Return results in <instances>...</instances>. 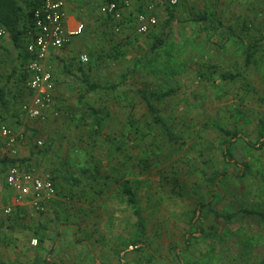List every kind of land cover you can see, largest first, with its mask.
<instances>
[{"label":"rangeland","instance_id":"374dc122","mask_svg":"<svg viewBox=\"0 0 264 264\" xmlns=\"http://www.w3.org/2000/svg\"><path fill=\"white\" fill-rule=\"evenodd\" d=\"M129 1L122 14L131 22L119 33L100 14L105 0L82 1L90 28L67 60L57 59L73 104L54 121L51 149L39 126L22 123L38 156L31 170L54 177L56 196L41 213L49 231L63 225L68 241L56 246L73 250L70 264H264V0ZM149 2L157 25L140 36L133 17ZM197 14L221 29L206 31ZM154 35L163 39L157 50ZM255 40L257 65L245 68L244 48ZM83 73L101 88L87 93ZM225 73L243 77L225 82ZM136 90L172 92L153 103L180 143L167 140ZM87 106L109 114L97 132ZM68 175L81 182L71 185ZM124 184L146 223L138 244Z\"/></svg>","mask_w":264,"mask_h":264},{"label":"crops","instance_id":"0c3cea01","mask_svg":"<svg viewBox=\"0 0 264 264\" xmlns=\"http://www.w3.org/2000/svg\"><path fill=\"white\" fill-rule=\"evenodd\" d=\"M17 1L22 7L24 6L23 0ZM33 1L38 3L37 0ZM82 1L67 0L66 25L73 28L77 23H84L86 26L84 33L72 39L64 49L60 51L51 50L46 59V64L53 69L56 86L52 109L48 112L45 122L29 119L21 110L22 104L31 99V94L26 87L27 76L25 73L30 61L29 53L27 50L17 48L8 33L6 37L0 39V123L10 127L15 134L21 136L20 141L13 146L15 155L10 153L8 147L0 145V171H6L9 166L16 164L30 170L31 167L34 168L38 156L29 144L26 137L27 128L22 123L32 122L35 127L39 126L42 135H45V138L49 141L51 149V143H54L60 127L54 121L61 114H64L67 110L69 111V104H73L69 100L72 96L71 88L66 83L61 84V69L58 67L57 59L67 60L72 52L70 47L75 46L78 39L90 28L89 25V27L86 25V13H81ZM30 41H27L28 44ZM24 77L26 78L24 79ZM55 112L58 114L57 117H54ZM70 117H73V115L70 114ZM29 126L31 125L29 124ZM35 173L42 175L37 171ZM48 208L47 206L45 212L48 211ZM7 210L10 212L6 213ZM79 211L81 209H78V213ZM46 219V213L35 211L28 199L18 201L16 192L0 182V264H70V261L65 257L71 256L73 250L69 246L68 248L62 246V244L56 246L57 240L61 236V242L63 240L64 242L68 241L67 236L64 238L63 235L59 234L63 225L59 226L60 230L58 232L53 233V231H49L50 226L49 223H45ZM70 227L76 229L74 232L79 229L77 226ZM32 240L37 241V246L31 245ZM50 241L52 242L51 245L49 244ZM82 244L87 249H91L87 241H83Z\"/></svg>","mask_w":264,"mask_h":264},{"label":"built area","instance_id":"2783aa9c","mask_svg":"<svg viewBox=\"0 0 264 264\" xmlns=\"http://www.w3.org/2000/svg\"><path fill=\"white\" fill-rule=\"evenodd\" d=\"M37 1L39 6L32 14L33 28L29 32L31 41L27 46L30 61L25 70L26 87L31 94V99L22 104L21 110L29 119L45 122L48 112L52 109L56 86L53 69L46 64V59L51 50L60 51L68 46L72 39L81 36L86 26L84 23H77L73 28L67 27V0ZM176 2L177 0H169L170 5H174ZM129 7V0H120L118 3L109 2L100 8V14L109 20L114 33H119L121 27L127 24L121 25L120 23L129 18L122 14ZM155 7L154 3L149 2L133 17L132 26L137 35H148L157 25L154 15ZM6 35L7 31L0 26V39ZM79 60L85 63L87 57L80 56ZM57 116L58 114L55 112L54 117ZM20 139V135L0 123V145L8 147L11 154L15 155L13 146ZM35 145L37 148H42L44 142L37 141ZM0 182L16 192L18 201L28 199L32 208L37 212H44L56 196V187L50 175H38L18 164L9 166L6 171H0ZM9 212L7 210L6 213ZM36 244V240L31 241V245L36 246Z\"/></svg>","mask_w":264,"mask_h":264},{"label":"trees","instance_id":"16d2710c","mask_svg":"<svg viewBox=\"0 0 264 264\" xmlns=\"http://www.w3.org/2000/svg\"><path fill=\"white\" fill-rule=\"evenodd\" d=\"M107 3L109 2H116L118 3L120 0H105ZM24 6L22 7L21 4L17 0H0V26L4 27L9 34L10 38L14 41L17 48L20 50L24 49L27 50L28 40H31L29 32L33 28V18L32 14L33 11L39 6V2H34L33 0H23ZM142 8H139L138 12L141 11ZM131 18H128L121 22L120 24L123 25L125 23H130ZM214 19V18H213ZM212 18L208 17L207 14L195 15L193 22L196 24L203 25L206 31L211 29L217 31L221 29V25L218 26L217 22ZM109 21V20H106ZM133 22V21H132ZM220 24V23H219ZM111 28V27H110ZM229 40V39H228ZM242 41V40H241ZM163 43V39L161 37H157L156 35L153 36V42L150 47L152 50H157ZM258 42L253 41L251 44H247L244 48L245 52V62L244 66L249 67L250 65H257V48ZM242 74L240 73H225L221 75V79L225 82L235 81L241 78ZM243 77V76H242ZM26 77H24L25 79ZM82 81L86 86V92L91 93L96 90H99L101 87L100 85L93 83L89 80V77L86 74H82ZM138 94L142 97L146 104L147 111L149 115L152 117V120L158 124L161 129L163 130L167 140L170 143H180L182 139L177 137L171 130V128L164 122L163 118L159 114V110L154 105V101H162L171 95V91L166 93L156 94L153 92H145L141 90H136ZM88 107V106H87ZM91 114L94 116V125L95 131L97 132L101 128L102 121L106 120L109 116L107 112L103 109H94L88 107ZM214 128L217 129L222 135H230L234 137V133H230L225 131L220 125L215 124ZM260 147L264 146V142L259 143ZM36 146V145H35ZM40 149V148H38ZM224 155L228 158L230 157V151L228 147H225ZM51 180L54 182V177L51 176ZM87 179L94 180L96 176L89 175ZM65 180L71 183V185L79 184L80 178H77L73 175H68ZM55 185V182H54ZM56 187V186H55ZM122 193L126 197V203L130 207L132 214L135 218V227H136V239L137 244L142 242V239H146V223L143 218L142 209L140 206V202L137 199L136 192L129 184H124L121 186ZM213 215L217 218H222L224 220L229 221L231 218L234 217V214L230 215H222L218 214L217 212H213ZM190 240H187V246L190 245ZM138 251H143L142 248H138ZM149 261L155 262V256L149 253Z\"/></svg>","mask_w":264,"mask_h":264}]
</instances>
